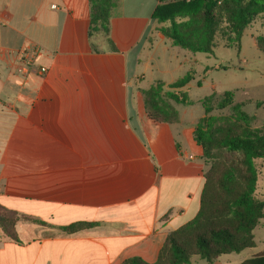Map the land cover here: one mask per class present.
<instances>
[{
    "label": "crops",
    "instance_id": "1",
    "mask_svg": "<svg viewBox=\"0 0 264 264\" xmlns=\"http://www.w3.org/2000/svg\"><path fill=\"white\" fill-rule=\"evenodd\" d=\"M158 4L120 0L107 42L89 36L90 0H0V206L18 214L20 241L0 229V264L154 263L199 213L204 114L175 106L178 122H156L144 102L156 60L142 54L168 40ZM81 222L95 225L60 230ZM247 250L214 264L264 252Z\"/></svg>",
    "mask_w": 264,
    "mask_h": 264
},
{
    "label": "trees",
    "instance_id": "2",
    "mask_svg": "<svg viewBox=\"0 0 264 264\" xmlns=\"http://www.w3.org/2000/svg\"><path fill=\"white\" fill-rule=\"evenodd\" d=\"M120 0H90L89 36L92 40H110V22ZM264 16V0H159L153 12L158 30L173 46L192 53L214 55L217 37L229 47L240 48L245 30ZM264 52V38L258 40ZM95 48V47H94ZM216 68L207 67L204 76ZM195 72L166 85L158 81L144 90L148 117L156 122L174 124L179 112L170 101L192 105L187 86ZM201 85V82H198ZM165 86L169 90L165 91ZM212 97L202 103L205 115L199 120L194 139L203 149L209 166L197 216L170 233L154 263L132 257L121 264H191L194 257L214 264L221 256L239 254L256 247L255 230L264 219V199L258 195L259 172L256 161L264 159V127H252L254 119L234 103V92H225L220 109L230 107L233 116L209 115ZM260 105V103H259ZM19 216L0 206V229L3 235L20 242L16 233ZM93 223H75L61 227L67 234L91 228ZM241 264H264V252Z\"/></svg>",
    "mask_w": 264,
    "mask_h": 264
},
{
    "label": "rangeland",
    "instance_id": "3",
    "mask_svg": "<svg viewBox=\"0 0 264 264\" xmlns=\"http://www.w3.org/2000/svg\"><path fill=\"white\" fill-rule=\"evenodd\" d=\"M259 38H264V16L258 17L245 30L240 48L237 44L229 47L224 38L217 37L214 55L192 53L173 46L170 40L166 39V43H162L155 39L153 49L142 54L144 58L156 60L145 72L147 79L143 86L149 87L158 80L175 82L192 70L195 72V79L187 87L193 101L192 106L170 101L180 112L186 108L187 113L193 111L197 116L205 115L202 101L211 96L213 110L209 115L219 118L233 116L230 107H219L225 92L232 91L233 104L242 103L243 110L254 117L252 127H264V52L259 49ZM218 65L217 69L204 76L207 67L216 68ZM198 82H201V85ZM167 90L169 88L165 86V91ZM256 166L259 172L258 195L264 199V159L257 160ZM262 222L255 230L257 247L247 250L246 254L264 251V220ZM233 258L242 259V255L234 254ZM200 260V257H194L191 264Z\"/></svg>",
    "mask_w": 264,
    "mask_h": 264
},
{
    "label": "built area",
    "instance_id": "4",
    "mask_svg": "<svg viewBox=\"0 0 264 264\" xmlns=\"http://www.w3.org/2000/svg\"><path fill=\"white\" fill-rule=\"evenodd\" d=\"M28 68L29 67L27 65L23 66V69H24L25 72L28 71ZM39 71H40V73L44 74L47 70H46V68H41Z\"/></svg>",
    "mask_w": 264,
    "mask_h": 264
}]
</instances>
